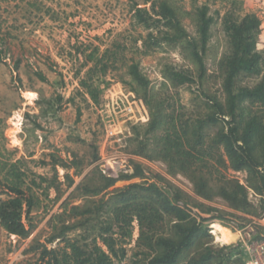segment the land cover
Segmentation results:
<instances>
[{
    "label": "rangeland",
    "instance_id": "obj_1",
    "mask_svg": "<svg viewBox=\"0 0 264 264\" xmlns=\"http://www.w3.org/2000/svg\"><path fill=\"white\" fill-rule=\"evenodd\" d=\"M152 1L0 0V50L12 76L11 82L17 90L36 89L38 98H45L37 107L41 113L44 108L48 110L46 116L40 114L36 119L40 124L47 122L57 128L52 132L51 144L43 139L40 146H34L39 141L36 139L26 151L39 148L41 156L52 154L55 160L66 159L62 162L64 168L52 170L47 165L42 169L51 183L28 172L33 165H39L38 161L30 162V167L25 162L27 168L20 166L26 172L21 188L33 200L37 199L29 214L24 216V221L34 226L28 236L21 237L7 234L0 225V264H36L40 249L35 247L63 245L56 238L50 241L62 231L72 240L86 244L88 249L95 242L106 252L109 250L101 236H111L119 254V257H112L114 264H147L155 253L152 248L155 238L171 235L173 218L165 211L155 210H151L148 218H141L140 208H159V204L148 199L151 193L141 187L129 190L136 198L121 201V189L132 183L144 187L154 183L203 226L204 231L182 253L179 264H185L189 257L206 247L224 252L223 259L216 258L213 264H245L239 229L242 224L264 214V190H255L247 172L232 169L227 161L214 162V158H208L207 164L196 170L215 188L227 185L231 180L242 183L251 205L244 211L230 207L220 196L206 199L196 194L187 175L179 171L171 173L167 163L152 152L154 136L145 135L149 109L139 85L129 74V66L133 62L139 65L140 72L149 82L148 95L157 103H163L165 112L178 110L184 117L195 116L205 110L202 88L209 94L219 95L216 66L229 50L221 25L226 11L239 17L254 13L260 19L261 32L256 50L264 56V0H169L180 12L206 5L208 13L214 17L203 55L206 75L211 76L202 88L194 82L173 85L165 75L171 66L196 74L197 65L188 47H184V40L175 44L162 38V27L156 17L148 19L149 25L138 21L135 9H150ZM180 15L182 25L194 36L195 24L191 15ZM151 33L160 43L147 47L145 42ZM99 58L107 65L103 72L101 63L97 62ZM43 71L48 74L47 82L36 80ZM253 80L246 75L242 83ZM80 81L98 88L97 102L87 94ZM119 99L124 105L120 104V109L112 108L111 104ZM168 103L170 108L166 107ZM66 108L61 119L60 114ZM260 110L264 112V109ZM61 120L66 123L62 132ZM37 134L44 137L43 132ZM145 136L149 137L148 153L154 156L152 159L134 152L139 140ZM41 147L47 148L42 150ZM129 159L142 165L144 177L118 180L104 188L102 169L119 173L124 164L132 166ZM5 175L0 171V180H4ZM5 197L0 194V198ZM66 226L74 228L66 230ZM108 226L111 229L106 231ZM258 228L264 233L263 226Z\"/></svg>",
    "mask_w": 264,
    "mask_h": 264
},
{
    "label": "trees",
    "instance_id": "obj_2",
    "mask_svg": "<svg viewBox=\"0 0 264 264\" xmlns=\"http://www.w3.org/2000/svg\"><path fill=\"white\" fill-rule=\"evenodd\" d=\"M186 13L191 15L195 24L194 36L190 35L181 23L180 14ZM135 16L145 25H149L147 23L149 18L156 17L162 27L160 30L162 38L168 43L185 41L184 47H188L193 61L196 62V74L171 66L168 67L165 75L173 85L194 82L202 88L204 82L211 76L206 75L203 60L207 41L210 38L209 29L214 23V17L208 13V7L202 5L194 8L193 11L180 12L169 0H153L150 9L137 7ZM221 25L228 39L229 50L219 59L216 66L219 95L209 94L205 88H202L205 96L203 112L189 117H184V113L178 110L165 112L162 108L163 103L159 101L157 103L148 95V79L140 72L137 63L130 64L129 74L139 85V91H142V98L149 109L150 117L145 135L150 134V138L151 135L154 136L152 143L155 147L152 148V152L156 153V157L167 163L171 173L179 171L187 175L193 182L196 194L206 199L217 195L230 207L247 211L251 205L242 183L231 180L227 185L222 184L215 188L205 175L197 172L201 165L207 164L208 158H214V162L227 161L232 169L247 172L250 185L255 190H264V112L260 110L264 109V56L256 50L261 21L254 13H246L239 17L232 11H226L222 15ZM145 43L147 47H152L160 43V40L151 33ZM88 57L91 58L92 55ZM2 59L0 50V60ZM97 62L101 63V59L99 58ZM106 67L107 65L102 62L101 71H105ZM38 75L44 78L42 74ZM246 75L253 77L254 80L242 83V78ZM80 83L86 87L87 94L97 102L98 88L86 81ZM166 107L170 108L171 104L168 103ZM208 130L212 131L208 132ZM148 139L149 137L146 136L140 139L134 152L152 159L154 156L148 153ZM129 161L132 162V166L124 162L126 164L119 173L107 168L102 169L104 188L112 186L118 180L144 177L142 165L131 159ZM22 173L13 164L4 180H0V185L3 187L0 194L6 196L0 198V225L9 235L26 237L34 225L31 222L26 223L24 216L29 214L34 200L21 188V184L24 183ZM138 187L151 193L148 199L159 204V208L154 206V208H140L141 218H148L151 210L165 211L173 218L171 235L155 238L152 242L155 253L147 264H179L182 253L193 245L204 231L203 226L185 207L171 200L154 183H150L147 187L139 183L129 184L125 189H121V201L126 202L136 198V194H131L129 190ZM75 209L74 206L73 210ZM64 228L68 230L74 227ZM109 229L111 226H108L106 231ZM63 232L50 238V241H54V238L59 239L63 245L51 248L46 245L35 247L40 249L36 264H114L112 257H119L111 236H101L109 250L106 252L95 242L88 249L86 244H81L76 239L72 240ZM121 255L123 256V253ZM223 256V250L215 251L206 247L204 251L189 257L185 264H213L214 259L222 260Z\"/></svg>",
    "mask_w": 264,
    "mask_h": 264
},
{
    "label": "crops",
    "instance_id": "obj_3",
    "mask_svg": "<svg viewBox=\"0 0 264 264\" xmlns=\"http://www.w3.org/2000/svg\"><path fill=\"white\" fill-rule=\"evenodd\" d=\"M42 75L44 76L43 79L38 75L36 80L39 82H47L49 80L48 74L43 71ZM11 78L12 76L9 73L8 65L3 62V60H0V135H2L0 136V171H3L5 174L13 167V164L16 166V169H18L20 166H26L25 162L29 165L30 162L38 161L39 163L37 164L39 165H33L32 167L29 165L30 168L28 172L44 182L51 183L50 177H48L47 173V176H45L42 173V169L47 165L51 166L52 170L58 167L64 168L65 165L62 162L66 161V159L55 160V158H52V154L41 156V154H39L40 151H38L40 150L39 148L27 151L26 149L27 146L36 139L39 141H36L34 146H40L43 139H47L49 144H51L52 132H55L57 128L55 127L54 129V126L47 122L40 124L39 119H36L40 114L46 116L48 113L47 108L42 109L41 113L37 107L40 101H43L45 98H38L39 93L36 89H15L11 82ZM121 101V99L114 101L111 104L112 108L120 109V104L124 105ZM66 110L67 108L60 114L61 119ZM65 125L66 123L61 120V132L63 128H65ZM38 132H43L44 137L42 138L41 135L37 134ZM45 144H47V142ZM41 148L45 150L44 148L47 147ZM6 153L8 154L5 157ZM49 158H52L51 161L48 160ZM19 169L23 172V176H26L24 168L20 167ZM35 201H37V199L34 200V205Z\"/></svg>",
    "mask_w": 264,
    "mask_h": 264
},
{
    "label": "built area",
    "instance_id": "obj_4",
    "mask_svg": "<svg viewBox=\"0 0 264 264\" xmlns=\"http://www.w3.org/2000/svg\"><path fill=\"white\" fill-rule=\"evenodd\" d=\"M258 226L264 227V214L260 218H252L239 229L245 264H264V233L260 232Z\"/></svg>",
    "mask_w": 264,
    "mask_h": 264
}]
</instances>
